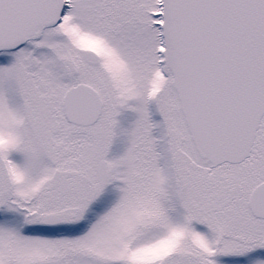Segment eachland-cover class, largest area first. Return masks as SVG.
<instances>
[{"label": "snow or ice", "instance_id": "6c2138e0", "mask_svg": "<svg viewBox=\"0 0 264 264\" xmlns=\"http://www.w3.org/2000/svg\"><path fill=\"white\" fill-rule=\"evenodd\" d=\"M0 264H264V0H0Z\"/></svg>", "mask_w": 264, "mask_h": 264}]
</instances>
